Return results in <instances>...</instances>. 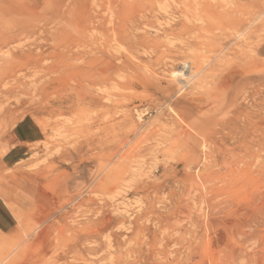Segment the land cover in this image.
<instances>
[{"label": "rangeland", "instance_id": "rangeland-1", "mask_svg": "<svg viewBox=\"0 0 264 264\" xmlns=\"http://www.w3.org/2000/svg\"><path fill=\"white\" fill-rule=\"evenodd\" d=\"M0 225V264H264V0H0Z\"/></svg>", "mask_w": 264, "mask_h": 264}, {"label": "bare ground", "instance_id": "bare-ground-1", "mask_svg": "<svg viewBox=\"0 0 264 264\" xmlns=\"http://www.w3.org/2000/svg\"><path fill=\"white\" fill-rule=\"evenodd\" d=\"M259 45V44H258ZM257 53H259V50H258V52ZM257 69V68H256Z\"/></svg>", "mask_w": 264, "mask_h": 264}, {"label": "crops", "instance_id": "crops-1", "mask_svg": "<svg viewBox=\"0 0 264 264\" xmlns=\"http://www.w3.org/2000/svg\"><path fill=\"white\" fill-rule=\"evenodd\" d=\"M0 228H1V225H0Z\"/></svg>", "mask_w": 264, "mask_h": 264}]
</instances>
